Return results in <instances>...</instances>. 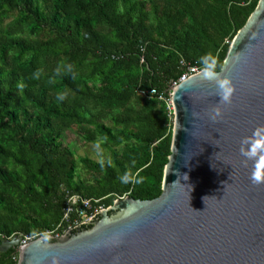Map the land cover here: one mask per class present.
Returning a JSON list of instances; mask_svg holds the SVG:
<instances>
[{
	"label": "trees",
	"instance_id": "trees-1",
	"mask_svg": "<svg viewBox=\"0 0 264 264\" xmlns=\"http://www.w3.org/2000/svg\"><path fill=\"white\" fill-rule=\"evenodd\" d=\"M258 3L0 0V244L55 230L71 195L103 208L159 197L174 115L141 91L170 99L183 61L220 71ZM73 126L105 157L64 146Z\"/></svg>",
	"mask_w": 264,
	"mask_h": 264
},
{
	"label": "water",
	"instance_id": "water-1",
	"mask_svg": "<svg viewBox=\"0 0 264 264\" xmlns=\"http://www.w3.org/2000/svg\"><path fill=\"white\" fill-rule=\"evenodd\" d=\"M171 89L172 153L159 197H119L61 238L21 248L14 237L0 252L17 247L18 264H264V182L252 179L264 174V148L244 154L264 139V0L220 71L203 68Z\"/></svg>",
	"mask_w": 264,
	"mask_h": 264
},
{
	"label": "built area",
	"instance_id": "built-area-1",
	"mask_svg": "<svg viewBox=\"0 0 264 264\" xmlns=\"http://www.w3.org/2000/svg\"><path fill=\"white\" fill-rule=\"evenodd\" d=\"M183 64L187 68V71L182 75L179 82L201 71L200 68L195 65H192L191 63L183 61ZM179 82H175L171 86V88L175 87ZM141 93L148 98L157 97L161 100L166 101L168 103V108L170 110H173V108H170V106L172 105V89L170 99H167V97H165L163 93H159L156 89L141 91ZM94 201L98 202V200ZM102 209H104L102 206H95L93 200L91 199L83 198L79 195H71L69 196L67 205L64 208L63 219L55 230L46 231L39 236L35 235L21 237L19 238L20 242L18 247L22 248L28 243H30L32 240L40 237L61 238L63 237V235H66L68 231L75 228L76 226L91 221V219Z\"/></svg>",
	"mask_w": 264,
	"mask_h": 264
},
{
	"label": "rangeland",
	"instance_id": "rangeland-1",
	"mask_svg": "<svg viewBox=\"0 0 264 264\" xmlns=\"http://www.w3.org/2000/svg\"><path fill=\"white\" fill-rule=\"evenodd\" d=\"M173 108V105L170 106ZM62 143L64 146L72 150L77 157H90L94 160H101L105 157V154L95 145L86 141L79 133L76 126L67 129L62 137ZM82 178L85 181L91 179L92 173L80 169ZM21 238V237H19Z\"/></svg>",
	"mask_w": 264,
	"mask_h": 264
},
{
	"label": "clouds",
	"instance_id": "clouds-1",
	"mask_svg": "<svg viewBox=\"0 0 264 264\" xmlns=\"http://www.w3.org/2000/svg\"><path fill=\"white\" fill-rule=\"evenodd\" d=\"M220 87L222 89V99L224 102H229L230 99H231V95H232V91H233V88L231 87V82L230 80L228 79H224L222 81H220ZM220 115V112L217 111L215 113V116H219ZM214 116V118H215ZM262 148H264V139H257L253 145H252V148L248 151H244L242 149V151H244V154L249 156V157H255L257 152L259 150H261ZM252 179L256 182V183H261V182H264V174H262L259 170L256 171L254 174H253V177Z\"/></svg>",
	"mask_w": 264,
	"mask_h": 264
},
{
	"label": "flooded vegetation",
	"instance_id": "flooded-vegetation-1",
	"mask_svg": "<svg viewBox=\"0 0 264 264\" xmlns=\"http://www.w3.org/2000/svg\"><path fill=\"white\" fill-rule=\"evenodd\" d=\"M2 252V251H1Z\"/></svg>",
	"mask_w": 264,
	"mask_h": 264
}]
</instances>
